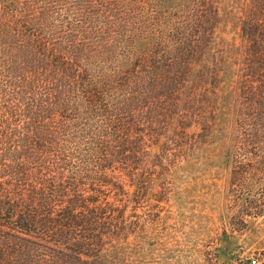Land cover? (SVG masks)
I'll return each instance as SVG.
<instances>
[{"label": "trees", "instance_id": "1", "mask_svg": "<svg viewBox=\"0 0 264 264\" xmlns=\"http://www.w3.org/2000/svg\"><path fill=\"white\" fill-rule=\"evenodd\" d=\"M204 143L264 161V0H0V264H121L151 148Z\"/></svg>", "mask_w": 264, "mask_h": 264}, {"label": "rangeland", "instance_id": "2", "mask_svg": "<svg viewBox=\"0 0 264 264\" xmlns=\"http://www.w3.org/2000/svg\"><path fill=\"white\" fill-rule=\"evenodd\" d=\"M218 36L238 40V22L224 18ZM188 145L163 159L153 146L146 156L142 173L154 181L121 264H263L264 161ZM133 213L128 207L130 221Z\"/></svg>", "mask_w": 264, "mask_h": 264}, {"label": "built area", "instance_id": "3", "mask_svg": "<svg viewBox=\"0 0 264 264\" xmlns=\"http://www.w3.org/2000/svg\"><path fill=\"white\" fill-rule=\"evenodd\" d=\"M251 264H255V260H252V261H251Z\"/></svg>", "mask_w": 264, "mask_h": 264}]
</instances>
